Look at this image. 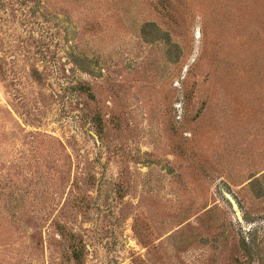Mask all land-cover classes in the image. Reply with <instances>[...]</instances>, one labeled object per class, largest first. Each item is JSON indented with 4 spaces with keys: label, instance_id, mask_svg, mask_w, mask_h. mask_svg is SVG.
I'll use <instances>...</instances> for the list:
<instances>
[{
    "label": "rangeland",
    "instance_id": "1",
    "mask_svg": "<svg viewBox=\"0 0 264 264\" xmlns=\"http://www.w3.org/2000/svg\"><path fill=\"white\" fill-rule=\"evenodd\" d=\"M229 2L0 0V264H264V25Z\"/></svg>",
    "mask_w": 264,
    "mask_h": 264
},
{
    "label": "trees",
    "instance_id": "2",
    "mask_svg": "<svg viewBox=\"0 0 264 264\" xmlns=\"http://www.w3.org/2000/svg\"><path fill=\"white\" fill-rule=\"evenodd\" d=\"M258 1L262 2L261 10H260V6L257 0H239V2H235V3L229 2L228 4H226L224 6V11H226L227 13L224 14V16H222L221 18L222 20L227 21V24L226 25L224 24V28H227V29L234 28L236 32L241 31L243 35V31H244L243 29H246L245 27L249 23L258 21L259 24L257 25V29H260L264 25V21L261 20L262 16L264 15V0H258ZM253 2L258 5L259 10H257L256 6L253 7L252 5ZM213 11L216 12L214 8H213ZM242 16H245L246 18L251 17V19L248 23H246L245 21H243L244 19L242 18ZM235 19H237V21L235 23H232L235 21ZM244 42H247V40Z\"/></svg>",
    "mask_w": 264,
    "mask_h": 264
}]
</instances>
